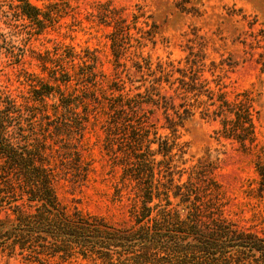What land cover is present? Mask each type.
I'll return each instance as SVG.
<instances>
[{"label":"trees","instance_id":"obj_1","mask_svg":"<svg viewBox=\"0 0 264 264\" xmlns=\"http://www.w3.org/2000/svg\"><path fill=\"white\" fill-rule=\"evenodd\" d=\"M70 1L84 0L43 7L16 0L12 13L2 16L9 36L21 37L9 52L12 64L29 65L28 53L46 79L21 68L26 93L14 96L0 89V264L75 259L87 264H264V230L225 215L227 201L213 166L199 162L186 168V144L175 137L197 113L215 124L216 141L237 144L244 152L257 146L261 114L250 93L229 98L224 91L225 67L232 64L209 61L201 47H188L178 61L151 62L142 52L155 43L154 24L139 26L140 14L128 20L100 2L88 17L109 29L114 79L106 80L93 51L77 52L63 43L42 52L29 48L32 37L54 30L69 16ZM248 37L241 44L255 56L264 84V29ZM122 73L140 85L126 89ZM158 112L160 128L169 136L158 134L149 121ZM99 119L103 151L120 170L115 196L122 189L133 194L127 226L67 210L54 190L61 177L86 181L92 170L82 156V141ZM254 172L256 179L243 193L264 212L263 161L254 163Z\"/></svg>","mask_w":264,"mask_h":264},{"label":"rangeland","instance_id":"obj_2","mask_svg":"<svg viewBox=\"0 0 264 264\" xmlns=\"http://www.w3.org/2000/svg\"><path fill=\"white\" fill-rule=\"evenodd\" d=\"M34 6L43 7L49 2L59 0H27ZM96 2L109 3L120 11L128 20L131 14H140L141 22L154 24L156 36L154 45L147 43L143 56L157 62L158 60L178 61L187 54V48L196 51L202 48L209 61L218 63L224 60L232 64L226 68L223 83L227 97L236 93H250L254 108L260 111L257 123L256 147L242 151L237 144L214 139L215 124L203 121L196 113L177 134V142L186 144V168L202 163L213 166V178L221 186L227 201L225 215L236 220L244 227L264 230V212L262 205L249 200L243 193L256 179L254 163L264 162V84L255 56L245 49L241 42L249 41L248 33L264 29V0H84L70 1L73 9L69 16L60 19L54 30L38 37H32L29 48L42 52L55 44L71 45L77 52L89 50L95 52L100 71L106 80L115 78L116 69L110 55L106 35L109 29L92 22L88 15L94 13ZM16 0H0V89L8 90L12 95L25 94L27 83L20 75V69L33 73L40 78L41 73L36 63L31 61L28 53L24 60L29 63L23 67L15 66L10 59L12 47L19 46L21 37L9 36L4 14H11L10 5ZM247 34V35H246ZM24 38V36H23ZM132 51V49H130ZM129 59L132 55H126ZM123 62V60H121ZM130 66V62H127ZM128 68V67H127ZM122 70L119 69L118 73ZM133 72L131 69L130 74ZM120 77L126 82V89L134 90L140 83L132 75L130 82L124 73ZM142 91V89H141ZM100 119L84 135L82 156L90 162L91 172L83 183H74L69 176L61 177L54 185L60 204L67 210L77 208L84 213L97 215L117 225H129L128 209L133 194L122 189L120 197L115 196L120 170L112 166L109 157L103 151V134ZM150 123L157 127L160 135L169 136L160 128L163 123L160 113L150 117ZM155 148V146H153ZM253 186V185H252ZM65 264H87L80 259L70 260Z\"/></svg>","mask_w":264,"mask_h":264}]
</instances>
